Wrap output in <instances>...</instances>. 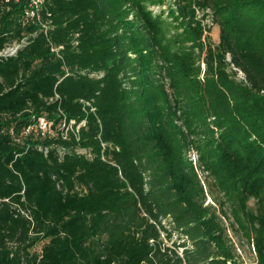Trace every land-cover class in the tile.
<instances>
[{
    "label": "trees",
    "instance_id": "1",
    "mask_svg": "<svg viewBox=\"0 0 264 264\" xmlns=\"http://www.w3.org/2000/svg\"><path fill=\"white\" fill-rule=\"evenodd\" d=\"M26 5L0 0V264H264V0Z\"/></svg>",
    "mask_w": 264,
    "mask_h": 264
},
{
    "label": "built area",
    "instance_id": "2",
    "mask_svg": "<svg viewBox=\"0 0 264 264\" xmlns=\"http://www.w3.org/2000/svg\"><path fill=\"white\" fill-rule=\"evenodd\" d=\"M27 5L24 11L25 19L32 20L39 18L40 12L45 4V0H26ZM22 44H14L0 52V56H11L15 55ZM33 130H38L42 135L52 134L50 122L45 117H39L36 124L28 126L25 130L26 134L31 133ZM14 134V131H11Z\"/></svg>",
    "mask_w": 264,
    "mask_h": 264
},
{
    "label": "rangeland",
    "instance_id": "3",
    "mask_svg": "<svg viewBox=\"0 0 264 264\" xmlns=\"http://www.w3.org/2000/svg\"><path fill=\"white\" fill-rule=\"evenodd\" d=\"M159 9L157 8L155 11H158ZM243 76V75H242ZM185 128V127H183ZM187 132V131H186ZM192 138V137H191ZM191 138H188V146L186 148V156L193 161L195 167L198 166L199 164V153H198V150L196 149L195 145L193 144ZM201 175L203 176V174L205 175H210L209 173L205 172V173H202L200 171ZM210 180H212V177L210 178ZM207 205H213L214 202L211 198V195L208 193L207 195ZM248 207L250 208H253L254 207V201L253 200H250L248 202ZM40 248V245L39 246H36V249H39ZM250 255V249L248 246H246V252H245V257H246V261H250L248 256Z\"/></svg>",
    "mask_w": 264,
    "mask_h": 264
}]
</instances>
